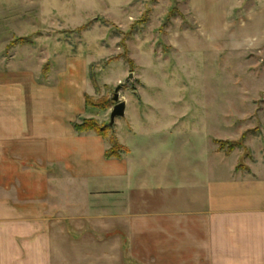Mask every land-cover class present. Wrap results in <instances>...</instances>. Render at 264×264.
I'll use <instances>...</instances> for the list:
<instances>
[{
  "label": "crops",
  "instance_id": "obj_1",
  "mask_svg": "<svg viewBox=\"0 0 264 264\" xmlns=\"http://www.w3.org/2000/svg\"><path fill=\"white\" fill-rule=\"evenodd\" d=\"M205 3L227 27L225 0H192L194 17ZM24 55L0 61V264H264V164L214 147L187 170L180 148L120 137L129 152L107 158L75 129L89 61Z\"/></svg>",
  "mask_w": 264,
  "mask_h": 264
},
{
  "label": "rangeland",
  "instance_id": "obj_2",
  "mask_svg": "<svg viewBox=\"0 0 264 264\" xmlns=\"http://www.w3.org/2000/svg\"><path fill=\"white\" fill-rule=\"evenodd\" d=\"M225 1L223 29L210 26L206 3L194 17L192 0H0V61L26 54L45 70L56 56L88 60L77 123L105 129L107 150L113 138L123 153L120 138L137 150L180 148L188 170L223 148L226 165L250 171L264 164V0ZM120 84L126 115L110 125Z\"/></svg>",
  "mask_w": 264,
  "mask_h": 264
},
{
  "label": "trees",
  "instance_id": "obj_3",
  "mask_svg": "<svg viewBox=\"0 0 264 264\" xmlns=\"http://www.w3.org/2000/svg\"><path fill=\"white\" fill-rule=\"evenodd\" d=\"M87 106H88V97H87ZM75 129L79 132H89V131H95L99 135L105 137L104 130L101 128L97 122L92 121V120H83L80 124L75 123ZM233 143L231 144V146ZM233 147V146H232ZM223 148H220L222 150ZM232 149V148H231ZM126 151L125 148H123L122 145H118L117 141L115 138H113V146L106 152L107 158H112V157H120L121 154ZM231 150H228L226 153H230Z\"/></svg>",
  "mask_w": 264,
  "mask_h": 264
},
{
  "label": "water",
  "instance_id": "obj_4",
  "mask_svg": "<svg viewBox=\"0 0 264 264\" xmlns=\"http://www.w3.org/2000/svg\"><path fill=\"white\" fill-rule=\"evenodd\" d=\"M133 78H134V73L131 72L128 75V77L125 79V83ZM122 88H123L122 84L117 85V87L115 88V94L113 99L116 102V104L114 105L113 110L111 112L110 125H114L118 117H124L126 115L127 103L125 101L120 100V91Z\"/></svg>",
  "mask_w": 264,
  "mask_h": 264
}]
</instances>
